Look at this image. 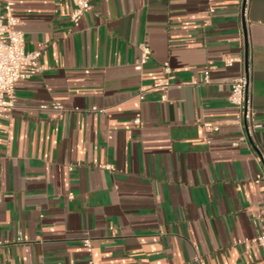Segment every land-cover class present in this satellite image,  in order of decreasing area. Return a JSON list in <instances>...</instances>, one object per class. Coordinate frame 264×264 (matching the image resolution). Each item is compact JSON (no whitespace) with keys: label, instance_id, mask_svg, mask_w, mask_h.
Listing matches in <instances>:
<instances>
[{"label":"crops","instance_id":"obj_1","mask_svg":"<svg viewBox=\"0 0 264 264\" xmlns=\"http://www.w3.org/2000/svg\"><path fill=\"white\" fill-rule=\"evenodd\" d=\"M89 2L16 1L42 70L0 118V264H264V0ZM241 74L260 128L233 145Z\"/></svg>","mask_w":264,"mask_h":264},{"label":"built area","instance_id":"obj_2","mask_svg":"<svg viewBox=\"0 0 264 264\" xmlns=\"http://www.w3.org/2000/svg\"><path fill=\"white\" fill-rule=\"evenodd\" d=\"M17 0H7L4 7V13L0 16V118H7L15 108V89L23 81H26L39 74L42 67L38 63L40 53L38 51L26 52L24 49V38L21 31L18 30L19 21L14 16V7ZM90 0H72L74 8L70 15L73 26H77L79 20L90 10ZM247 0H245L246 2ZM148 51L143 49L142 62L147 58ZM234 59L226 58L224 63L231 66ZM165 72H169L167 64L164 65ZM208 81V76H205ZM249 79L246 74H241L234 79L229 85L228 102L235 110V118L242 128V135L238 141L233 143H247L253 137L254 132L260 128L255 121V113L253 111L250 99L248 97ZM167 82L158 83L155 87L167 88ZM139 98L142 100L144 90L138 92ZM53 109L62 110L60 104L51 105ZM45 109L46 106H41ZM135 126L141 125L140 114H136L133 119ZM207 132H217L218 128L211 123L203 125ZM254 157L259 163V172L254 177L255 183L264 184V153L258 149H254ZM254 242L264 249V220L260 223V232ZM83 244L86 251L90 252V241L84 239Z\"/></svg>","mask_w":264,"mask_h":264}]
</instances>
